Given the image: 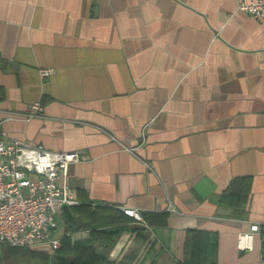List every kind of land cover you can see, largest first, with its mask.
<instances>
[{
    "label": "crops",
    "instance_id": "1",
    "mask_svg": "<svg viewBox=\"0 0 264 264\" xmlns=\"http://www.w3.org/2000/svg\"><path fill=\"white\" fill-rule=\"evenodd\" d=\"M249 1L0 0V133L81 157L60 244L113 264H264V235L237 248L264 224V19ZM54 261L0 243V264Z\"/></svg>",
    "mask_w": 264,
    "mask_h": 264
},
{
    "label": "built area",
    "instance_id": "2",
    "mask_svg": "<svg viewBox=\"0 0 264 264\" xmlns=\"http://www.w3.org/2000/svg\"><path fill=\"white\" fill-rule=\"evenodd\" d=\"M239 10L255 19H264V0L240 2ZM42 78L51 69L39 70ZM39 102L31 105L27 118L39 115ZM0 133V243L15 247L48 244L55 251L60 240L53 236L57 229L56 215L64 207L79 203L68 184V168L79 162L77 152H60L6 139ZM123 212L141 222L134 209ZM261 224L237 236V248H251L254 234H260Z\"/></svg>",
    "mask_w": 264,
    "mask_h": 264
},
{
    "label": "trees",
    "instance_id": "3",
    "mask_svg": "<svg viewBox=\"0 0 264 264\" xmlns=\"http://www.w3.org/2000/svg\"><path fill=\"white\" fill-rule=\"evenodd\" d=\"M260 234L264 235V224L260 225ZM32 257L48 259L53 251L48 244H36L25 247ZM264 248V241L262 242ZM58 251L56 264H113L103 256L94 252L89 248H78V246H71L67 241H62ZM77 252L78 255L73 260H68L67 255L70 252Z\"/></svg>",
    "mask_w": 264,
    "mask_h": 264
},
{
    "label": "rangeland",
    "instance_id": "4",
    "mask_svg": "<svg viewBox=\"0 0 264 264\" xmlns=\"http://www.w3.org/2000/svg\"><path fill=\"white\" fill-rule=\"evenodd\" d=\"M58 249H59V248H58ZM58 249H57V250H58ZM57 250L51 252V256L53 257V259H55V261H54L53 264H56L57 257L59 256V255H58L59 253H58ZM73 258H74V257H72L71 255H69V254L67 255V259H68L69 261H70V260H73Z\"/></svg>",
    "mask_w": 264,
    "mask_h": 264
}]
</instances>
